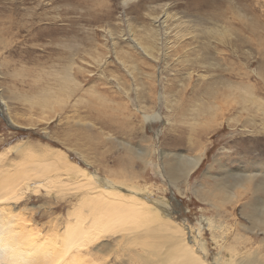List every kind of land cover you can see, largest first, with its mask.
Here are the masks:
<instances>
[{
    "label": "bare ground",
    "instance_id": "obj_1",
    "mask_svg": "<svg viewBox=\"0 0 264 264\" xmlns=\"http://www.w3.org/2000/svg\"><path fill=\"white\" fill-rule=\"evenodd\" d=\"M234 13L239 19H245L244 13L238 7H234ZM161 16L162 20L153 15L154 24L147 28L143 26L142 32L129 29L131 37L126 39L139 55L150 60L148 63H155L156 70L148 72L136 68L135 54L132 56L127 49H117L115 41L112 43L116 62L122 65L131 79L123 90L125 95H129L131 90L135 107L138 108L134 109L141 113L145 122L144 128L148 124L164 120L154 110L156 104H164L167 110L174 106L177 115L188 126L191 139V134L197 126L202 128L205 124L213 125L217 122L219 114L223 119L217 125L225 122L231 129L236 128L241 118H244L243 122L241 121L244 127L255 125L258 115L264 128V104L258 95L250 90L252 88L247 90L241 81L234 82L233 79L222 76L205 81L206 73L201 72L213 64L216 65L204 56L203 51H206L209 45L222 55L223 48L221 49L217 42H220L221 46L225 42L229 46L233 44L230 39V24L227 21L221 22L220 17H217L213 25L204 27L208 39L203 38L205 40L201 41V48H197L193 42H185L180 46L181 53L172 55L169 54L170 49L177 47L178 43L191 33L185 30L187 27L183 21L171 22L172 28H178V31L172 29L174 39L169 41L167 29L170 27L167 26V21L172 14L164 12ZM211 38L216 43H213ZM101 53L90 56V59L103 64L105 57ZM169 56L172 57V62L167 60ZM161 61L163 64L157 65ZM67 70L69 69L65 70L64 75L66 85L58 87L62 88H59V91L62 90L60 93L63 92L68 98L76 95L75 89L80 88L81 83ZM181 70H184V75ZM260 70L256 71L258 77H261ZM138 71L147 78V82L143 79L137 82L135 78ZM194 72L197 78H194ZM171 74L181 87L179 89L184 91L183 95H190L187 103L179 100L184 97H179L178 101L171 92L172 88L167 89V75ZM153 80L157 83L162 80L163 84L158 95L156 92L151 94L149 90L146 91V98L154 103L153 108H150L139 89L145 87V84L151 86ZM117 85L121 86L119 81ZM50 90H41V95L37 93L39 99L36 97L38 101L30 100V104H33L31 106H37L43 112L48 109L55 110V106L62 104L64 99L60 101L55 99L57 95L54 98L47 95ZM57 91L54 94L59 93ZM79 95L74 98V102L82 100L81 94ZM98 98L103 99L100 95ZM73 106L69 107L73 109ZM170 115L167 113L163 116L167 122L172 120ZM4 118L9 125L20 127L7 112L4 113ZM62 119L73 122L84 135L94 128L92 120L86 121L69 114H65ZM158 132L154 130L155 136L160 135ZM115 138L117 148H123L125 153L114 158L112 169L111 166H102L97 161L94 166L89 161L90 156L79 150L82 149L79 145L78 153L86 161V166L77 164L63 149L57 147H50L37 154L27 148L25 143L16 142L10 146L9 149L15 151L22 149L20 154L23 163L20 167L12 168L11 163L12 169H0V264H264V163L258 162L261 164L259 168L247 172L229 171L220 167V173L210 174L206 170L202 176L209 180L190 182L191 175L206 157L205 147H200L195 154L185 155L161 150L158 152L155 143L137 147L124 139ZM105 139L113 140L110 137ZM5 152L0 153V158ZM156 154L158 161L153 164L157 165L158 170L155 167V171L164 177L169 188H175L176 192L189 190L193 196L216 210L219 219L204 217L205 222L196 224L182 219V215L173 205L176 200L169 202L165 196L154 193L149 183L147 185L146 182H141V179L145 178L147 167L152 164V155L156 157ZM133 160L140 162L138 167L133 165ZM90 163L93 170L88 167ZM40 190H44V193ZM38 192L49 199L38 205L26 201L22 208L17 207L16 204L19 205L23 199ZM246 192L249 197L245 202L241 201L243 203L240 211L244 212L242 216L246 217L248 223H240L243 233L233 234L224 225L225 218L220 213L227 212L225 206L236 204ZM66 197H70L71 205L66 217L60 219L56 215L52 216L55 212H50L54 207L50 200L55 199L52 203H59L62 208L69 200ZM57 198H64L66 202L61 204ZM42 207L44 209L41 211V218L52 216L44 225H40V221L35 217L37 209ZM176 215L179 217L176 218ZM205 223L212 234L210 238L215 246L214 251L210 247L211 243L205 239L206 236L202 235ZM246 233H249V236H246ZM253 244H256V247ZM212 252H215L213 256Z\"/></svg>",
    "mask_w": 264,
    "mask_h": 264
},
{
    "label": "rangeland",
    "instance_id": "obj_2",
    "mask_svg": "<svg viewBox=\"0 0 264 264\" xmlns=\"http://www.w3.org/2000/svg\"><path fill=\"white\" fill-rule=\"evenodd\" d=\"M234 7H238L244 13L245 19H239L238 15H235ZM164 12L174 15L167 21V26L170 27L167 29L169 41L172 42L174 39L173 30L178 29L172 28L173 22L183 21L187 27L185 30L191 33L187 34L177 47L170 49L169 54L172 55L181 53L180 46L185 42H193L197 48H201V41L208 39L204 27L213 25L217 17H220L221 22L227 21L232 29V35L229 37L233 44L229 46L225 42L221 46V43L217 42L221 49L223 48L222 55L212 49V45L203 51L204 56L211 59L210 62L216 63L204 69L205 71H201L206 73L205 81L217 76L233 79L234 82L241 81L242 86L244 85L247 90L252 88L250 90L256 93L264 104V0H0V153L6 151L0 158V169L11 168V163H13L12 168L20 167L23 163L22 154H20L22 149L17 151L9 149L16 142L25 143L27 148L37 154L50 147L63 149L71 160L86 166V161L78 153L79 145L82 146L79 150L85 151L88 157L90 156L89 161L94 166L97 161L102 166L108 168L111 166L112 169L114 158L125 153L123 148H117L115 137H117L116 140L124 139L137 147L155 143L158 146V152L161 150L191 155L198 152L200 147H205L206 157L191 175L190 182L207 181L209 179L202 176L206 170L210 174H216L220 173V167L240 172L254 171L259 168L261 164L258 162L264 163V156H262L264 128L258 115H256L255 125L244 127L241 123L244 118H241L237 122V127L231 129L225 122L217 125L223 119L219 114L217 122L213 125L205 124L202 128L197 126L195 132L191 134L193 137L191 139L188 126L177 115V110H174L176 108L172 106L167 110L164 104L160 106L156 104L154 110L164 120L156 121L152 125L148 124L146 129L144 128L145 122L141 113L136 111L138 108L135 107L136 103L132 99L131 90L129 95H125L123 90L131 79L122 65L116 62L112 43L115 41L117 49H127L132 56L135 54L136 68L139 67L148 72L156 70L155 63H148L150 60L139 55L126 39L131 37L129 29L142 32L143 26L147 28L153 23V15L162 20L161 15ZM192 34L194 36H191ZM212 42L216 43L214 39ZM101 52L105 57L103 64L95 63L90 59V56ZM167 60L173 61L170 56ZM162 64L161 61L157 65ZM64 68L69 69L68 73L72 72L71 75L74 74L81 83L80 88L75 89L76 95L68 97L69 99L63 92L60 93L62 90L59 91L63 84L66 85ZM260 69L263 71L261 72ZM259 70L260 78L256 75V71ZM181 71L184 75V70ZM141 74L139 71L136 73L137 82L142 79L147 82V78ZM194 78H197L195 72ZM58 79H63V83L61 80L59 83ZM117 81L121 86L117 85ZM166 81H168L167 89L172 88L171 92L177 100L179 97H184L179 98L184 104L190 100L189 94V96L183 95L184 91L179 89L181 87L176 80L174 81L172 74L167 75ZM151 84V86L145 84L139 92L145 96L146 91L149 90L151 94L156 92L158 95L163 81L157 83L153 80ZM60 85L61 87H58ZM41 90H50L51 93L47 91V95H52V98L57 95L55 97L57 100L64 99L62 104L56 105L55 110L48 109L46 112L37 106H31L33 104L29 101H38L36 97L42 94ZM56 91L60 94H54ZM79 94L82 100L74 102V98L80 96ZM99 95L103 99H99ZM145 102L148 107L153 108L154 103H151L146 96ZM71 105L75 107L73 106L72 109L69 107ZM57 106L59 109L56 108ZM4 110L20 127L7 123ZM167 113L171 114L172 120L169 122L163 117ZM65 114L80 117L86 121L92 120L94 128L84 135L73 122L62 119ZM41 116L43 119H40ZM154 130L159 131L160 135L155 136ZM109 137L113 140L105 139ZM151 159L152 164L147 167L145 176L142 175L147 179L143 177L141 182H146L147 185L149 183L154 193L165 196L169 202L176 200L173 205L182 215V219L193 224L205 222L204 217L219 219L216 210L193 196L189 190L180 192H176L175 188L171 190L164 177L155 171V167L158 170L155 165L158 161L157 154L156 157L152 155ZM139 164V161L133 160V165L138 167ZM90 165L88 167L93 170ZM40 191L44 193V190ZM42 193H32L30 198L23 199L19 205L16 204L17 207L22 208L26 201L36 205L46 202L49 198ZM248 197L246 192L236 204L225 206L227 212L220 213L225 218L224 225L231 233H243L241 224L248 223L246 217L242 216L244 212L240 211L241 204ZM67 198L69 200L62 208L59 207V203H52L55 199L50 200L54 206L50 212H55L52 216L56 215L60 219L66 217L68 209L71 208L70 197ZM57 199H60L61 204L66 202L64 198ZM43 209V207L38 208L35 214L40 225H44L52 217L41 218ZM175 217L178 218L179 215ZM206 227L205 223L202 235L206 236L205 239L209 244L211 243L210 247L214 251L215 246L210 238L212 234ZM246 234L249 236V233ZM253 246L256 247V244ZM213 253L215 252H212V256Z\"/></svg>",
    "mask_w": 264,
    "mask_h": 264
}]
</instances>
